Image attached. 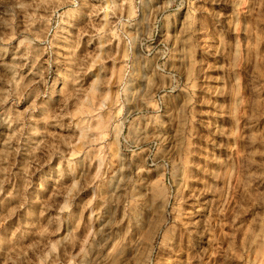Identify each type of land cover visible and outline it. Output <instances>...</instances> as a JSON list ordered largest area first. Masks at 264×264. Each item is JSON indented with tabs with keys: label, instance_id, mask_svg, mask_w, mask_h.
<instances>
[{
	"label": "rangeland",
	"instance_id": "1",
	"mask_svg": "<svg viewBox=\"0 0 264 264\" xmlns=\"http://www.w3.org/2000/svg\"><path fill=\"white\" fill-rule=\"evenodd\" d=\"M0 264H264V0H0Z\"/></svg>",
	"mask_w": 264,
	"mask_h": 264
}]
</instances>
